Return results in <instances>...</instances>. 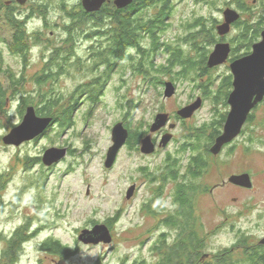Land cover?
<instances>
[{"label": "rangeland", "instance_id": "1", "mask_svg": "<svg viewBox=\"0 0 264 264\" xmlns=\"http://www.w3.org/2000/svg\"><path fill=\"white\" fill-rule=\"evenodd\" d=\"M62 1L64 0H28L25 6H21L16 0H10L6 1V4L13 7L12 11H0L3 71L11 68L17 77L24 74L26 82L20 87V91H24L27 96H33L36 105H40L38 88L34 84L36 76L46 71L54 73L53 77H56L57 81L49 82L44 90L49 92L52 88L64 98L63 104L73 106L77 102L78 106L74 114L75 123L67 130L62 131L56 122L47 128V133L38 140L26 142L20 147L5 145L4 137L12 128L22 123L26 111L24 115L20 114L18 93L17 96L13 95L9 77L3 72L0 73L4 88L10 91L5 110L0 112V175L4 178L3 184H0V234L10 236L18 228L30 225L34 236L24 245L17 264H96L99 260L104 264H140L143 261L155 264L159 254H154V248L161 235L167 233V244H173L181 234L164 225L167 218L164 211L159 209L155 215L147 213L145 207L153 198L154 191L162 184L159 180L152 184L145 172L159 179L168 156L177 155L180 159L182 153L178 154L177 151L181 148L183 135L189 133L192 127L201 126L224 115L225 106L204 97L205 101L193 118L186 119L185 124H180L177 112L202 97L203 94L199 90L175 83L171 77H164V83L172 81L176 85L175 93L164 98V84L161 88L152 86L147 90V86L142 85V79L131 77V73L125 88L120 87L122 81L117 73H113L107 79L108 82H105L103 78H99L101 75H97L100 73L96 72L97 68L93 71L88 62L92 50L96 48V42L92 44L91 40L86 38L90 30L76 35L74 46L64 44L69 35L66 28L72 26L71 22H68L67 14L77 10L83 0H65L67 6L64 11H60ZM257 2L258 0H249L254 12L243 15L237 6L232 4V0H177L170 19L171 27L161 36L162 45L155 54V62L158 65L168 62L170 56L163 49H178L182 45L187 49L190 46L189 40L183 41V38L190 34L183 25L192 22L194 18H213L218 25H222L225 21L224 12L232 9L241 14L239 20H247L255 26L264 13ZM10 12L22 16V20L26 21L24 26L30 46L26 61L12 52L17 29L10 24ZM236 23L224 37L217 32L218 43L223 41L230 44L231 49L235 48L233 39L237 33ZM263 30L264 28L261 32ZM166 43L170 45L164 46ZM151 44L148 38L142 41L143 48H148ZM210 48L211 55L215 45ZM57 50V61L61 60L64 64L61 67L53 64L47 67ZM246 51L245 47H238L236 54L243 56ZM233 55L235 53L231 56L234 57ZM228 66L229 60L217 68L209 69L210 75L217 78L213 90H216L219 82L229 74ZM103 70L104 68H100V71ZM201 80L206 82L209 78ZM100 82H103L101 86ZM131 102L133 105L138 104L132 120L128 119L129 116L125 119L124 107L121 106L127 107ZM166 112L171 115L169 124L175 125L174 129L168 128L169 124L165 129L162 128L172 133L173 137L166 147H159L154 154L146 155L139 147H130L127 143L118 151L117 159L111 168L104 165L107 151L113 146V129L116 124L123 123L127 127L130 120L133 126L140 123L144 126L143 135H148L156 116ZM258 117L263 119L264 109L259 111ZM162 129L155 133L158 140L163 133ZM59 133L61 136L57 137ZM255 133L264 139V128ZM239 141L241 144L234 149L235 155L231 161L226 162L225 156H222L217 160V165L211 162L209 172L205 173L202 179V184L206 185L208 192L196 199L195 214L199 220L196 229L202 233L199 236L204 239V244L199 247L202 250L200 264H212L211 261L219 253L233 247L240 235L249 236L250 243L254 246L264 235V185L261 181L264 152L260 151V143L252 145V151H244L245 141L242 138ZM53 147H68L71 152L66 153L65 158L52 167H48L43 164L42 158L43 154ZM182 156L184 158L181 162L185 166L188 158L186 154ZM27 157L32 160L40 157V163L32 165L30 161L28 164L32 166L28 169ZM145 168L149 171H144ZM180 169L181 174L186 170L182 167ZM247 170L258 174L255 176L254 192L237 190L230 186L232 175ZM224 181L226 185L219 186ZM176 184L177 182L171 180L162 186V193L155 201L156 207H175L173 188ZM133 186H136V189L129 199L128 191ZM96 225L108 227L112 241L97 244L80 242L79 236L83 230H93ZM201 227L202 230L199 229ZM51 238L68 246L74 251V255L63 259L45 252L43 244ZM0 242V250H4V238ZM207 255L211 257L206 259ZM243 255L244 252L241 251L237 257L241 259Z\"/></svg>", "mask_w": 264, "mask_h": 264}, {"label": "trees", "instance_id": "2", "mask_svg": "<svg viewBox=\"0 0 264 264\" xmlns=\"http://www.w3.org/2000/svg\"><path fill=\"white\" fill-rule=\"evenodd\" d=\"M6 1L10 0H0V11L3 9L12 11L13 7L8 6ZM232 2V4H235L242 11V14L254 12L251 10L252 4H249V0H232ZM257 3L258 7L263 8L264 11V0H258ZM66 4L65 0L62 1L60 11L65 10ZM175 5H177V0H134L132 5L123 8V10H118L113 5L112 0L110 3H106L101 8V11L88 13L85 12L83 6L80 4L77 10H72L67 14L68 22H71L72 26L66 28L69 35L64 44L69 43L73 45L76 35L90 30L86 38L87 40H91L92 44L95 41L96 48L92 50L93 52L88 62L92 65L93 71L97 68V71L100 72L97 75H101L99 78H103L105 82H108L107 79L113 73H117L122 81L120 87L126 86L128 78L134 77L137 79L141 78L142 85L147 86V90L152 86L158 89L164 86V77H171L174 74L177 79H171L173 82L188 85L192 89L199 90L206 99L225 105V99L231 88L230 79H223L219 82L217 89L213 90L214 82L217 78L210 75L211 71L207 70L208 67L206 65L208 56L212 50L210 47L216 45L219 41V34L217 35V31H215L218 22L215 19L206 20L204 17H197L192 22H186L183 28L188 29L190 34L184 37L183 41L189 40L190 46L184 49L182 45L176 52L173 49H163L167 53L172 51V58H169L168 62L164 65H158L155 62V54L160 49V45H162L160 42L161 36L165 35L166 31L171 27L170 19L174 14ZM254 7L256 6L254 5ZM22 18V16H18L12 12L8 14L10 24L17 29L13 38L15 43L12 52L15 55L21 56L26 61L30 46L27 41L26 26H24L26 21L22 20ZM235 26L237 33L235 34L233 43L237 49H234V52L238 50V47H245L246 53H248L254 42L261 39V30L264 28V13L255 26L243 19L237 21ZM147 38L152 44L148 48H143L142 41ZM1 43L2 41H0ZM168 45L170 44L166 43L164 46ZM1 51L2 49H0V73L3 72L9 77L8 82L11 90L14 91L13 95L18 93L20 114L24 115L27 107L34 106L37 112L36 116L52 117L54 119L52 125L58 122L59 128L62 131L72 127L75 123L74 114H76L78 107L77 102L73 106L63 104L64 98L56 90L52 88L49 92L44 90L47 88L49 82L52 80L54 82L57 81L56 77H53L54 73L46 71L36 76L34 84L38 88L37 95L40 100V105H36L33 96H27L24 91H20V87L25 85L26 82L24 74L22 77H17V74L11 68L3 71L1 65L4 64V55ZM133 52L135 53L133 54ZM58 56L59 50L55 51L52 55L47 67L52 64L55 66L60 65L59 67H61L64 63L61 60L57 61ZM100 68H104V70L100 71ZM130 73L132 74L131 77H129ZM207 76L209 80L206 82L200 79ZM101 83L103 82H100V86ZM3 85L0 80V112H4L7 105L8 93H10L9 89H5ZM121 106L122 108L124 107L123 113L125 119L129 116L128 119L131 118L132 120L138 104L133 105V102H131L127 107ZM131 120L126 125V129L129 131L128 144L130 147H134L135 143L139 141V137L143 136L144 126L140 123L137 124L138 126H133ZM217 121L218 119L216 118L205 122L201 126L192 127L189 133L187 132L184 135V144L181 145L177 153L189 154L187 161L189 164L186 174H181V169L177 166V155L173 157L168 156L159 179L151 176V173L145 172L148 174L152 184L154 181L159 180L163 186L167 181L172 179L177 182L179 180L175 187L174 208L165 209L163 206L156 207V198L160 197L162 193L161 188L163 187L161 185L159 189L154 191L153 198L150 199L149 204L145 207L149 215L158 214L159 209L164 211L167 215L164 225L181 234L173 244H167V233L161 235L154 248V254H159L158 262L155 264L201 263L202 250L199 247L204 244V239L199 236L202 233L200 234L197 231L199 220L195 214L196 199L208 192L206 185L202 184V179L205 177V173L209 172L211 162L218 163V159L212 156L208 149L209 143L222 129ZM60 136L61 133L57 134V137ZM26 160V168L28 169L35 163H40V157L33 158V160L27 157ZM30 161H32V165L28 164ZM144 171H149V169L145 168ZM180 174L186 178L183 182L180 181ZM3 180V176L0 175L1 185L3 184ZM29 226L25 225L18 228L10 236L0 234V240L3 238L5 240V248L4 250H0V264H17L18 259L22 256L24 245L29 243L32 236H34ZM199 229L202 230V227ZM239 240L240 242H244L242 236ZM43 246L45 252L63 259L74 255L73 250L66 245H62L61 241L54 240V238L46 241ZM229 250L227 249L219 253L215 260L217 263L215 264H264V250H262V247L255 246L251 253L246 251L242 258H238L236 262L233 261ZM96 264L104 263L102 260H99ZM140 264L149 263L143 261Z\"/></svg>", "mask_w": 264, "mask_h": 264}, {"label": "water", "instance_id": "3", "mask_svg": "<svg viewBox=\"0 0 264 264\" xmlns=\"http://www.w3.org/2000/svg\"><path fill=\"white\" fill-rule=\"evenodd\" d=\"M112 0H83L82 6L88 13H96L101 11V8L106 3H110ZM16 2L25 6L28 0H16ZM134 0H113L114 6L118 10H123L132 5ZM241 14L232 9H227L224 12L225 21L222 25H218L216 31L221 37H224L232 29L234 23H236ZM231 53V46L228 43H218L215 46L214 51L211 53L207 63V67L212 69L220 65L225 64L229 60ZM231 72L234 76V91L230 97V104L232 112L226 120L224 132L219 136L217 143L212 147V153L217 155L221 151V147L231 142L238 133L250 113L253 106L261 102L264 98V30L261 33V40L253 46V52L243 58L235 60L230 66ZM164 98L172 96L176 87L172 82L165 83ZM203 104L202 99H198L192 105H189L177 112L179 118L189 119L193 117L198 108ZM36 108L29 106L26 108V113L23 116V121L20 125L11 129V132L3 139V143L8 146L20 147L26 142L38 140L49 128L54 119L52 117H40L36 116ZM170 122V115L161 113L155 118L154 124L150 127V135L145 136L141 141L140 151L143 154L151 155L156 152V144L152 140V134L158 132ZM170 129H174L175 125H170ZM129 137V131L123 126L122 123L115 125L113 129V146L110 148L107 154V160L104 164L107 168H111L115 163L119 150L126 144ZM172 134L163 136L160 148L166 147L172 139ZM68 152L67 148L53 147L48 149L43 154L42 162L48 167H52L53 164L59 162ZM230 182L240 186H250V177L248 175L232 176ZM136 186H133L128 191V198L133 195ZM80 242L84 244H97L99 242L109 243L112 241V235L108 227L105 225H96L93 230H83L79 236ZM264 240L262 241V245Z\"/></svg>", "mask_w": 264, "mask_h": 264}, {"label": "flooded vegetation", "instance_id": "4", "mask_svg": "<svg viewBox=\"0 0 264 264\" xmlns=\"http://www.w3.org/2000/svg\"><path fill=\"white\" fill-rule=\"evenodd\" d=\"M113 5H114V3H113ZM86 12V11H85ZM218 25V24H217ZM217 25H216V28H217ZM262 33V32H261ZM261 40V39H260ZM218 43V42H217ZM219 43H223V41H221V42H219ZM256 43H258V41L256 42ZM255 42H254V44L252 45V47H251V50H250V52H248V53H245L243 56H241V55H237L236 54V52H234L233 50L235 49V48H232L231 49V51H232V54L233 53H235V55H233L234 57H232L231 55V57H229V66H228V68H229V74L227 75V76H225L223 79H230V82H231V88H230V90H229V92H228V94H227V97H226V104L224 105L225 106V108H223L224 109V111H225V114L224 115H220L219 116V118L218 117H216L217 119H218V121H217V123L220 125V127H222V129H220V133L216 136V137H214V139L209 143V147H208V149H209V151H210V154L212 155V156H214L215 158H217V159H219L220 157H224L225 156V158H226V162H230L231 160L230 159H232V157L235 155V151H234V149L236 148V147H238V146H240V139L242 138L243 139V141H245V143L243 144V149H244V151H245V149H247V150H253V146L252 145H255V144H259L260 143V147H261V149H260V151L261 152H264V139L263 138H260V137H258V135H257V133H255L256 131H258L260 128H264V117H263V119H259V117H258V113H259V111H262L263 109H264V98H263V100L261 101V102H259V103H257L255 106H253V108L251 109V111H250V113L248 114V116H247V118L245 119V122H244V124H243V126H242V128H241V131H240V133H238V135L233 139V140H231V142H229V143H227V144H225L224 146H222L221 148V151L217 154V155H214L213 153H212V147H214L215 145H216V143H217V140H218V138H219V136H221V134L224 132V127H225V125H226V120L228 119V117H229V115L231 114V112H232V109L233 108H231L232 106H231V104H230V97H231V94H232V92L234 91V76H233V74H232V72H231V69H230V66H231V64H232V62H234L235 60H238V59H240V58H243V57H246V56H248V55H250L252 52H253V46L256 44ZM188 44V43H187ZM187 44H185V45H187ZM216 46V45H215ZM178 49H180V48H178ZM178 49H173V50H175V52L178 50ZM167 53V52H166ZM172 51H170L168 54H169V58H172L171 57V55H172ZM209 56H210V54H209ZM208 60H209V58H208ZM208 60H207V63H208ZM207 63H206V65H207ZM208 71H209V68L207 69ZM96 72H97V70H96ZM173 76H171V79H173V80H176L177 79V77L174 75V74H172ZM205 78H208V76L207 77H202V78H200V79H205ZM222 79V80H223ZM172 82V81H171ZM166 83H168V82H166ZM173 83V82H172ZM173 85H174V83H173ZM175 87H176V85H175ZM93 96V95H92ZM198 99H202V101L204 102L205 101V99H204V97L202 96V97H198ZM197 99V100H198ZM193 104V103H192ZM191 103H190V105H192ZM187 106H189V105H187ZM187 106H185V107H187ZM185 107H183V108H185ZM183 108H181V109H183ZM180 110V109H179ZM167 113V112H166ZM165 113V114H166ZM170 115V114H169ZM194 116V115H193ZM191 118H193V117H191ZM216 118H214V119H216ZM190 119V118H189ZM220 119V120H219ZM223 119V120H222ZM260 121H259V120ZM170 120H171V115H170ZM220 121H222V122H220ZM178 122L180 123V124H185V122H186V119H183V118H181L180 117V119L178 118ZM123 124V123H122ZM154 124V123H153ZM167 124H169V122L167 123ZM170 125H173V124H169L168 126H170ZM123 126H124V124H123ZM126 128V127H125ZM166 128V127H165ZM164 128V129H165ZM169 128V127H168ZM162 131H163V133L161 134V138H159V140H158V135H156L155 133H153L152 134V136L154 135V137H152V136H150V137H152V140H153V142L156 144V152L158 151L157 149H159V145H160V143H161V140H162V138H163V136H165V135H168V134H172V133H169L168 131H167V129L166 130H163L162 129ZM160 132V131H159ZM148 135H150V134H148ZM148 135H143V136H141V137H139L140 139H139V141L136 143V145L135 146H137V148L139 147L140 149H141V141H142V139H144V137L145 136H148ZM184 136V135H183ZM184 139H185V137L183 138V141H184ZM127 143H128V141L126 142V144L124 145V146H126L127 145ZM184 144V142H182V144L181 145H183ZM245 145V146H244ZM123 146V147H124ZM67 148V150H68V152H66V153H69V152H71V149L70 148H68V147H66ZM182 158H184L183 156H182V154H181V156H180V159H178V161H176V162H178L177 163V166L179 167V168H186V170H185V174L187 173V167H188V164L189 163H187V165H182ZM187 158H189V154H187ZM166 162V161H165ZM165 162H164V164H163V166L165 165ZM214 164H216L217 165V162H213ZM252 170H247V171H243V172H240V174H237V175H232V176H242V175H248L249 177H250V182H251V184H250V186H240V185H235V184H233V183H231V182H229V184H230V186H232L233 188L235 187V189H237V190H246L247 192L249 191V192H254L255 191V188H256V179H255V176L256 175H258L257 173H253V172H251ZM262 172V174H263V178H262V182H263V185H264V170L263 171H261ZM231 176V177H232ZM184 176L183 175H181L180 174V181H184V180H186V178H184ZM171 181V180H170ZM172 181H174L173 179H172ZM169 181H167L166 183H168ZM175 182H177V181H175ZM178 182H179V180H178ZM178 182H177V184H178ZM177 184L175 185V187L177 186ZM226 185V182L224 181L223 182V184L222 185H219V186H225ZM218 186V185H217ZM175 187L173 188L174 189V193H175ZM213 188V187H212ZM211 188V189H212ZM173 193V194H174ZM235 200H237V199H235ZM243 238H244V242H240V240H239V238H237V240H236V242L234 243V245H233V247L231 246V248H229L230 250V254H231V257H232V259H233V261L234 262H236L237 260H238V257H237V255L241 252V251H243L244 252V254L246 253V251L248 252V253H251V251H252V249H254L255 248V246L254 245H252L251 243H250V240H249V236H247L246 234H243V236H242ZM264 240V235L262 236V238L258 241V244L256 245V246H259V247H262V250H264V244L262 245V241ZM208 256V255H207ZM210 257H211V255H209ZM205 257L206 259H209L210 257ZM217 257V256H216ZM214 258V260H212L211 262H212V264H215V263H217L215 260L217 259V258ZM210 261V260H209Z\"/></svg>", "mask_w": 264, "mask_h": 264}]
</instances>
